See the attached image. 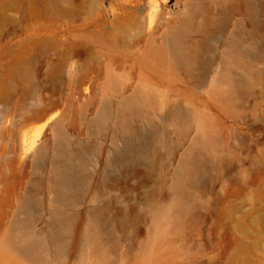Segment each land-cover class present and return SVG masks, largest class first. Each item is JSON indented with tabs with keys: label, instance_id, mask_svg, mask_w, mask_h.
I'll list each match as a JSON object with an SVG mask.
<instances>
[{
	"label": "rangeland",
	"instance_id": "obj_1",
	"mask_svg": "<svg viewBox=\"0 0 264 264\" xmlns=\"http://www.w3.org/2000/svg\"><path fill=\"white\" fill-rule=\"evenodd\" d=\"M53 1L0 0V264H264V0Z\"/></svg>",
	"mask_w": 264,
	"mask_h": 264
},
{
	"label": "bare ground",
	"instance_id": "obj_2",
	"mask_svg": "<svg viewBox=\"0 0 264 264\" xmlns=\"http://www.w3.org/2000/svg\"><path fill=\"white\" fill-rule=\"evenodd\" d=\"M59 2V0H54L53 2ZM80 8V7H79ZM146 142V141H145ZM146 144V143H145ZM65 137L60 136L57 142V147L59 149H64L66 146ZM140 147L131 145L129 146V153H137ZM188 168V166H187ZM55 186L57 188L58 196L63 199L73 198L79 189L84 185L86 177L83 173V169L76 165L64 163L63 166L56 170L54 175ZM68 220V219H67ZM66 219L59 218L55 225L54 231L50 235V240L55 248L60 251L62 247V236L64 229L66 227ZM13 245L20 249L25 254L31 257H39L43 255L44 240L40 238H35L33 236H21L12 241Z\"/></svg>",
	"mask_w": 264,
	"mask_h": 264
}]
</instances>
